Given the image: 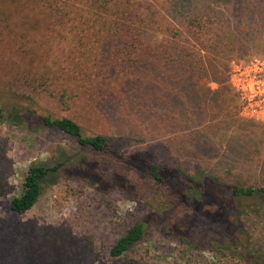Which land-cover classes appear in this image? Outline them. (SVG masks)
I'll list each match as a JSON object with an SVG mask.
<instances>
[{"label":"rangeland","instance_id":"obj_1","mask_svg":"<svg viewBox=\"0 0 264 264\" xmlns=\"http://www.w3.org/2000/svg\"><path fill=\"white\" fill-rule=\"evenodd\" d=\"M135 1L149 2L164 15L169 5L168 0ZM9 4L12 19L0 32V138L7 140L0 175L13 192L0 200V218L21 221L26 227L71 228L79 237L91 236L102 264H107L125 230L150 216L148 208L123 189L136 174L134 164L166 158L179 168L172 187L189 214L182 228L172 223L173 214L152 218L147 239L129 255L145 264H263L264 196L233 198L229 186H264V122L244 118L239 109L233 111L238 115L227 136L222 134L228 128L222 125L209 147L206 161L210 168L197 172L199 162L176 164L164 154L165 142L174 143L173 139L166 132L153 135L149 122L132 112L115 84L97 86L93 79L81 81L62 104L59 81L64 80L71 63L67 44L52 33L42 8L28 0ZM251 57L263 58L264 46L258 45ZM48 81L52 83L43 86L41 93L34 90ZM209 87L217 90L219 86L211 83ZM47 114L74 117L85 134L108 136L112 153L96 155L63 132L43 127L41 118ZM256 135L258 139L263 135L259 145ZM222 159L228 174L220 177L211 170ZM39 162L65 165L47 180L36 206L17 214L11 210V199L19 195L28 168ZM213 240L219 243L217 247ZM32 241L38 244L40 239L32 236ZM219 248L228 255L217 253ZM46 249L43 245L40 252Z\"/></svg>","mask_w":264,"mask_h":264},{"label":"trees","instance_id":"obj_2","mask_svg":"<svg viewBox=\"0 0 264 264\" xmlns=\"http://www.w3.org/2000/svg\"><path fill=\"white\" fill-rule=\"evenodd\" d=\"M28 1L46 12L52 33L63 38L69 48V72L59 81L63 87L62 104H66L68 93H73L81 81L93 79L97 86L115 84L132 112L149 122L153 135L166 132L173 139L174 143L165 142L164 154L170 160L176 164L186 160L199 162L204 169L197 172L210 168L206 160L216 135L223 125L228 130L222 135L227 136L234 116L238 115L233 111L241 110L239 95L229 82L231 62L256 58L251 55L258 45L264 46V0H168L165 15L149 2L135 0ZM9 2L15 0H0V32L12 19ZM96 68L97 73L93 72ZM77 72L78 78L73 76ZM49 83L52 82L40 84L34 90L41 93ZM211 83H216L218 89H211ZM51 97L56 98V94L51 93ZM41 124L72 137L82 149L96 155L112 153L108 136L85 134L74 117L47 114L42 116ZM260 138L256 135V145ZM6 148L7 140L0 138V164ZM224 160L211 170L220 177L228 174ZM171 164L166 158L134 164L136 174L128 178L123 189L140 200L150 216L125 230L112 247L107 264H145L129 254L147 239L154 217L173 214L172 223L182 228L189 211L172 187L179 168ZM64 165L32 164L19 195L11 199V210L17 214L31 211L47 180L55 177ZM229 187L233 198L264 196L263 185ZM12 192L13 188L0 175V200ZM32 236L40 239L38 244ZM212 244L219 245L214 240ZM43 245L47 249L40 252ZM217 253L228 255L224 248ZM229 255L235 258V254ZM102 263L91 236L79 237L71 228L26 227L21 221L0 218V264Z\"/></svg>","mask_w":264,"mask_h":264},{"label":"built area","instance_id":"obj_3","mask_svg":"<svg viewBox=\"0 0 264 264\" xmlns=\"http://www.w3.org/2000/svg\"><path fill=\"white\" fill-rule=\"evenodd\" d=\"M229 82L239 95L241 115L264 122V58L233 61Z\"/></svg>","mask_w":264,"mask_h":264}]
</instances>
